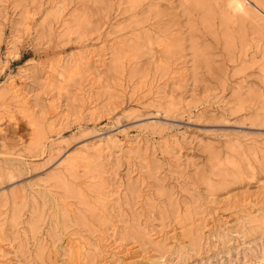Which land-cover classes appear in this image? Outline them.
Here are the masks:
<instances>
[{
	"label": "rangeland",
	"instance_id": "obj_1",
	"mask_svg": "<svg viewBox=\"0 0 264 264\" xmlns=\"http://www.w3.org/2000/svg\"><path fill=\"white\" fill-rule=\"evenodd\" d=\"M244 3L0 0V264H264V0ZM102 138L98 167L61 163Z\"/></svg>",
	"mask_w": 264,
	"mask_h": 264
},
{
	"label": "bare ground",
	"instance_id": "obj_2",
	"mask_svg": "<svg viewBox=\"0 0 264 264\" xmlns=\"http://www.w3.org/2000/svg\"><path fill=\"white\" fill-rule=\"evenodd\" d=\"M256 1L259 2V0H256ZM205 3H206V0H192V5L195 6V7H201ZM225 5H227V8H228L229 12H231L233 14L238 15V14H241V13L245 12L246 5L244 3V0H225ZM205 13H208V12L206 11ZM59 75L63 79V76L61 74H59ZM8 79H9V77H8ZM4 90L7 91V93H10L12 95V99L15 102V104H16V106H17L19 111H21L22 113H26L27 116H29V117L33 116L32 114H30L32 112L29 111V107H28L27 102H26V96H25L24 92L22 91V88L17 86V83H15V81L13 79L9 80V82L6 85V87L4 88ZM160 100H162V99H157L158 102ZM3 111H4V109L0 113H2ZM54 121H55V119L49 121L48 124H49L50 127L54 126ZM105 140H107V139L102 138V140H99L98 142L96 141L97 143L96 142L95 143L92 142L93 144H90V145L85 144L83 146V150L82 151L70 154L61 163L64 164V166H69L70 168L76 167L77 169L81 168V167H89V166H95V165L98 167V164H100V162L97 163L95 159L92 160L93 158H92L91 154L93 153L97 157V159L100 160L102 155H103V153L106 150V146H105L106 141ZM110 141H111V139H110ZM99 188H104V187H102L100 185ZM105 205L106 204L104 202L101 205L103 207L102 208L103 210L105 209ZM79 246H80V244L76 243L75 245H73V248L78 249Z\"/></svg>",
	"mask_w": 264,
	"mask_h": 264
}]
</instances>
